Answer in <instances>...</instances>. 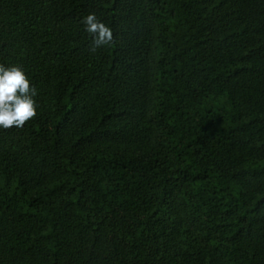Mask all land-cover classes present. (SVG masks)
Instances as JSON below:
<instances>
[{
	"label": "trees",
	"instance_id": "1",
	"mask_svg": "<svg viewBox=\"0 0 264 264\" xmlns=\"http://www.w3.org/2000/svg\"><path fill=\"white\" fill-rule=\"evenodd\" d=\"M0 63V264H264V0H0Z\"/></svg>",
	"mask_w": 264,
	"mask_h": 264
},
{
	"label": "clouds",
	"instance_id": "2",
	"mask_svg": "<svg viewBox=\"0 0 264 264\" xmlns=\"http://www.w3.org/2000/svg\"><path fill=\"white\" fill-rule=\"evenodd\" d=\"M84 30L92 37L90 52L115 43L112 29L95 12L82 18ZM37 89L31 85L21 66L0 63V129L23 127L36 115Z\"/></svg>",
	"mask_w": 264,
	"mask_h": 264
}]
</instances>
